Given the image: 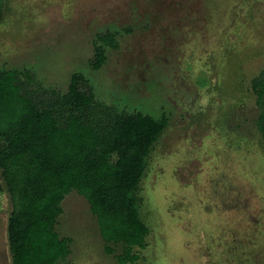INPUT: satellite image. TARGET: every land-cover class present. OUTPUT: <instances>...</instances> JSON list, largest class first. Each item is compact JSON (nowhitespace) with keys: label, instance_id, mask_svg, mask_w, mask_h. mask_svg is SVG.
<instances>
[{"label":"rangeland","instance_id":"rangeland-1","mask_svg":"<svg viewBox=\"0 0 264 264\" xmlns=\"http://www.w3.org/2000/svg\"><path fill=\"white\" fill-rule=\"evenodd\" d=\"M109 32L116 48L97 41ZM0 69L61 92L80 73L101 105L167 119L136 191L146 245L126 264H264V0H0ZM61 206L59 264H121L83 196ZM11 210L0 171V264Z\"/></svg>","mask_w":264,"mask_h":264},{"label":"trees","instance_id":"trees-1","mask_svg":"<svg viewBox=\"0 0 264 264\" xmlns=\"http://www.w3.org/2000/svg\"><path fill=\"white\" fill-rule=\"evenodd\" d=\"M97 41L117 47L115 33ZM95 60L96 71L102 59ZM252 89L264 139V71ZM167 126V119L101 105L83 74H74L61 92L44 86L30 69H0V171L12 204V264H59L67 256L70 240L55 226L71 190L90 204L103 239L122 246L119 262H137L135 249L145 248L149 228L136 191L147 155Z\"/></svg>","mask_w":264,"mask_h":264}]
</instances>
